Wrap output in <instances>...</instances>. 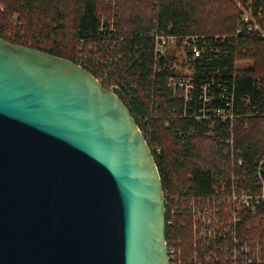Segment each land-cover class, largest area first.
I'll use <instances>...</instances> for the list:
<instances>
[{
    "label": "water",
    "instance_id": "obj_1",
    "mask_svg": "<svg viewBox=\"0 0 264 264\" xmlns=\"http://www.w3.org/2000/svg\"><path fill=\"white\" fill-rule=\"evenodd\" d=\"M0 264H169L162 176L127 105L1 37Z\"/></svg>",
    "mask_w": 264,
    "mask_h": 264
},
{
    "label": "trees",
    "instance_id": "obj_2",
    "mask_svg": "<svg viewBox=\"0 0 264 264\" xmlns=\"http://www.w3.org/2000/svg\"><path fill=\"white\" fill-rule=\"evenodd\" d=\"M239 1L251 7L264 31V0ZM243 12L233 0H0V37L80 64L104 87L117 85L118 96L153 151L164 188L173 194L207 197L220 178L229 180L232 174L240 177L239 187L253 190L254 169L264 158V36L247 28L235 35ZM103 16L114 17L116 31L111 36L100 32ZM15 17L22 26L17 27V37L9 39L3 32ZM156 24L181 38L227 37L218 42L209 38L214 49L189 62L191 75L185 73V64L178 68L171 57L160 59L157 72L150 36ZM88 43L98 50L90 49ZM77 49L82 55L77 56ZM119 56L117 62H110ZM174 75L193 78L192 102L185 104L178 96L183 90L174 94L169 88ZM206 83H211L208 90L215 94L233 97L225 102L216 96L212 102L225 108L233 102L232 127L230 119L223 121L216 115L196 118L203 108L199 97ZM230 137L242 165L236 160L232 167L224 154ZM181 222L176 219L177 234L185 235L188 232Z\"/></svg>",
    "mask_w": 264,
    "mask_h": 264
},
{
    "label": "built area",
    "instance_id": "obj_3",
    "mask_svg": "<svg viewBox=\"0 0 264 264\" xmlns=\"http://www.w3.org/2000/svg\"><path fill=\"white\" fill-rule=\"evenodd\" d=\"M157 1L154 0V3ZM111 14L115 15L116 9ZM257 19L252 12L244 11L241 15L242 24L235 35L239 36L241 31L247 28L249 31L253 30L252 32H260L264 36V31L259 29ZM103 25L107 28L105 29ZM115 31L114 17L107 20L103 16L100 32H106L111 36ZM150 36L154 44L152 51L157 72L161 71L158 67L160 59L171 57L175 59V65L178 68L179 64H185L184 71L189 75L192 74L188 67L189 62L201 57L208 50L214 49L209 38L214 37L218 42L220 37L223 39L227 37L226 35L211 37L186 35L181 38L175 34L165 33L157 24L152 26ZM88 45L90 49L98 50L94 43H88ZM81 49L82 46H80ZM80 55H82L81 51ZM120 56L118 59L110 58V62H117ZM104 63L107 65L109 62ZM168 86L174 94L178 90H183L184 93L178 96L184 98L185 104L192 102L196 84L191 76H171ZM210 87L211 83L201 86L199 98L203 100V108L199 115L195 114L196 118L211 119L213 115H216L223 121L230 119L232 127L233 102H229L227 108L219 106L220 104L212 105V102L216 101V96L225 102L233 100V97L228 99L222 92L215 94L208 90ZM105 88L116 94L119 89L115 84ZM225 142L224 154L230 158L231 165L234 167L239 151L235 149L233 137L226 139ZM237 162L239 165L243 164L241 158ZM228 179L220 178L215 183L212 194L207 197L173 194L165 189L169 264H264V236L260 234V229L264 233V158L259 160L254 169L253 190L239 187L240 177L236 174H232ZM176 219L182 220L181 226L187 229V234H177ZM248 220H251L250 224L247 223Z\"/></svg>",
    "mask_w": 264,
    "mask_h": 264
},
{
    "label": "rangeland",
    "instance_id": "obj_4",
    "mask_svg": "<svg viewBox=\"0 0 264 264\" xmlns=\"http://www.w3.org/2000/svg\"><path fill=\"white\" fill-rule=\"evenodd\" d=\"M233 1L236 3L237 7H239L242 10V12L243 11H247L249 13L252 12L251 7L244 6L239 0H233ZM248 5L251 6V4H248ZM248 16L251 17L250 14H248ZM21 26H22V23L20 21H18V19H16V17H15L14 20L11 22V26L9 27V25H8V27H5L7 29L5 30V32H3V34L9 39H15L17 37V31H16L17 27H21ZM218 35H220V34H218ZM78 53H79V49H77V56H79ZM170 192H172V191L170 190ZM247 223L250 224L251 220H248ZM260 234L262 237L264 236L262 229H260Z\"/></svg>",
    "mask_w": 264,
    "mask_h": 264
}]
</instances>
